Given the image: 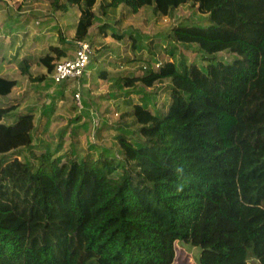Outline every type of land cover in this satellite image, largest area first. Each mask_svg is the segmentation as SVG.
Returning <instances> with one entry per match:
<instances>
[{
  "label": "trees",
  "instance_id": "obj_1",
  "mask_svg": "<svg viewBox=\"0 0 264 264\" xmlns=\"http://www.w3.org/2000/svg\"><path fill=\"white\" fill-rule=\"evenodd\" d=\"M97 3L52 1L63 12L80 9L76 48L90 35ZM184 5L201 20L172 29L167 56L112 78L128 90L171 82L163 106L148 92L133 104L139 139L123 130L116 158L56 157L47 148L36 164L19 156L4 164V156L32 148L35 116L28 110L8 123L16 108L0 107V264H173L179 241L201 248L200 264H264V0L104 6L169 16ZM184 47L202 64L177 60L174 51ZM50 50L40 62L52 74L67 53ZM224 52L233 58L220 59ZM33 63L25 58L22 73L29 76ZM16 85L0 75V96Z\"/></svg>",
  "mask_w": 264,
  "mask_h": 264
},
{
  "label": "rangeland",
  "instance_id": "obj_2",
  "mask_svg": "<svg viewBox=\"0 0 264 264\" xmlns=\"http://www.w3.org/2000/svg\"><path fill=\"white\" fill-rule=\"evenodd\" d=\"M52 1L0 0V74L17 82L9 96H0V107L15 106L6 119L8 123L28 110L35 116L32 148L4 156V164L17 156L36 164L35 155L47 148L54 151L56 157L74 156V152L77 158L86 155L98 158L107 151L116 158L121 153L118 137L123 130L130 131L134 140L139 139L131 116L133 104L148 92L154 94L158 107L163 106L169 102L171 82L165 80L147 89L137 84L128 94L129 90L112 78L118 74L140 73L150 58L166 57L165 50L173 46L168 39L172 29L201 20V15L191 5L161 16L155 14L152 7L133 13L125 6L105 7L109 0H98L97 17L87 39L94 48L88 71L83 78L69 84H55L40 58L51 52V46L64 48L68 58L74 55L80 9L73 6L63 12L52 6ZM174 55L188 64L203 62L201 54L195 55L186 48L175 50ZM24 58L34 62L29 76L23 74L20 67ZM219 58L229 61L233 55L224 52ZM104 73L106 78L101 77ZM42 76L44 79L40 80ZM78 92L84 104L82 110L75 103ZM200 256V247L179 241L173 264H200Z\"/></svg>",
  "mask_w": 264,
  "mask_h": 264
},
{
  "label": "built area",
  "instance_id": "obj_3",
  "mask_svg": "<svg viewBox=\"0 0 264 264\" xmlns=\"http://www.w3.org/2000/svg\"><path fill=\"white\" fill-rule=\"evenodd\" d=\"M93 54L94 48L90 41H79L77 43L75 56L73 58L62 59L56 64L51 74L52 81L55 84H63L65 82L69 83L70 81L81 79L88 71ZM75 103L80 110L84 109L81 93L79 92L75 94Z\"/></svg>",
  "mask_w": 264,
  "mask_h": 264
},
{
  "label": "crops",
  "instance_id": "obj_4",
  "mask_svg": "<svg viewBox=\"0 0 264 264\" xmlns=\"http://www.w3.org/2000/svg\"><path fill=\"white\" fill-rule=\"evenodd\" d=\"M77 22H78V21H77ZM76 24H77V23H76ZM61 48H62V47H61ZM75 51H76V50H75ZM75 51H74V55L71 56L70 58H73V57L75 56ZM65 58H68V57H65ZM65 58H62V59H65ZM24 59H25V58H24ZM24 59H23V60H24ZM29 59H30V58H29ZM62 59H61V60H62ZM31 60H32V59H31ZM0 75H1V74H0ZM1 76L7 77V78H10V79H14V78L8 77V76H6V75H1ZM14 80H15V79H14ZM15 87H16V86H15ZM15 87H14V88H15ZM8 96H9V95H8ZM6 97H7V96H6Z\"/></svg>",
  "mask_w": 264,
  "mask_h": 264
}]
</instances>
